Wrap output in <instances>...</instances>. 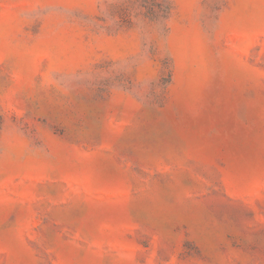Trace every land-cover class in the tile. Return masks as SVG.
<instances>
[{
    "label": "rangeland",
    "instance_id": "374dc122",
    "mask_svg": "<svg viewBox=\"0 0 264 264\" xmlns=\"http://www.w3.org/2000/svg\"><path fill=\"white\" fill-rule=\"evenodd\" d=\"M0 264H264V0H0Z\"/></svg>",
    "mask_w": 264,
    "mask_h": 264
}]
</instances>
